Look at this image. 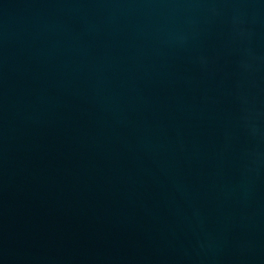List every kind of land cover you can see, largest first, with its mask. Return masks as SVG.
I'll use <instances>...</instances> for the list:
<instances>
[{
    "label": "water",
    "instance_id": "1",
    "mask_svg": "<svg viewBox=\"0 0 264 264\" xmlns=\"http://www.w3.org/2000/svg\"><path fill=\"white\" fill-rule=\"evenodd\" d=\"M0 264H264V0H0Z\"/></svg>",
    "mask_w": 264,
    "mask_h": 264
}]
</instances>
